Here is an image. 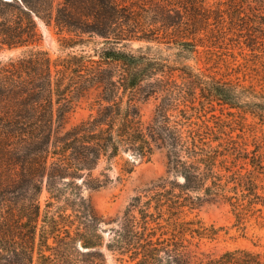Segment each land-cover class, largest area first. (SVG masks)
I'll return each mask as SVG.
<instances>
[{
	"label": "trees",
	"instance_id": "obj_1",
	"mask_svg": "<svg viewBox=\"0 0 264 264\" xmlns=\"http://www.w3.org/2000/svg\"><path fill=\"white\" fill-rule=\"evenodd\" d=\"M249 115L264 127V0H0V264H264V250L200 251L222 229L191 216L217 204L243 233L264 222ZM158 150L166 175L106 240L84 189L111 184L120 159L127 180Z\"/></svg>",
	"mask_w": 264,
	"mask_h": 264
},
{
	"label": "rangeland",
	"instance_id": "obj_2",
	"mask_svg": "<svg viewBox=\"0 0 264 264\" xmlns=\"http://www.w3.org/2000/svg\"><path fill=\"white\" fill-rule=\"evenodd\" d=\"M41 31L44 34L43 47L50 51L56 57L61 53L59 35L53 28L47 27L44 23L40 24ZM95 43H88L90 47L96 46L100 39H95ZM140 44L133 45V49L137 50ZM167 49V47H164ZM175 50L166 51V54H172ZM20 51H9L2 55L1 58L9 56H18ZM241 59V57H238ZM192 63H194L192 61ZM250 83V80L247 81ZM155 105L153 102L143 106L144 119L149 120L153 114ZM90 113L89 103L85 102L72 115L70 123L74 124L87 117ZM243 124V123H241ZM247 135L250 137L255 134L261 144L260 151L264 154V127L257 123L251 115L248 116ZM240 132V131H238ZM125 158L129 155L125 154ZM117 167L111 172L114 181L106 187L98 190L89 188L84 189V194L89 198L101 215L104 216L105 222L102 224L103 234L106 240L111 238L110 228L113 223H107L111 219L118 217L126 208L131 198L139 189L144 187L149 182L166 175L168 157L165 150H158L153 155L150 161L136 160V169L132 175L125 181H119L118 176L121 172L123 161L120 159ZM102 169V168H101ZM198 218H201L206 224H215L221 227L218 238L214 241H204L200 244V251L222 252L226 249L236 247H248L256 250H264V222L256 221L255 219L247 222L246 233H243L237 225H234L235 219L229 208L223 205L210 204L204 206L201 210L195 212ZM110 264H114L112 259H109Z\"/></svg>",
	"mask_w": 264,
	"mask_h": 264
}]
</instances>
